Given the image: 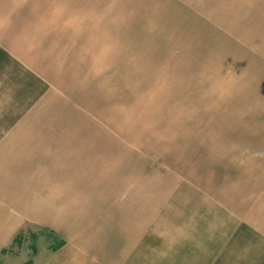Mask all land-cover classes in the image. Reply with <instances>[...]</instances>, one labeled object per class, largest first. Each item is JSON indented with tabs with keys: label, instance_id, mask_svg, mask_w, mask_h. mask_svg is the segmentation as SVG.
Segmentation results:
<instances>
[{
	"label": "crops",
	"instance_id": "1",
	"mask_svg": "<svg viewBox=\"0 0 264 264\" xmlns=\"http://www.w3.org/2000/svg\"><path fill=\"white\" fill-rule=\"evenodd\" d=\"M29 225L45 264H264V0H0V255Z\"/></svg>",
	"mask_w": 264,
	"mask_h": 264
},
{
	"label": "rangeland",
	"instance_id": "2",
	"mask_svg": "<svg viewBox=\"0 0 264 264\" xmlns=\"http://www.w3.org/2000/svg\"><path fill=\"white\" fill-rule=\"evenodd\" d=\"M239 14H236L238 16ZM203 34H198L202 38ZM207 40L198 43L202 45V52L209 50V45L205 44ZM199 45V46H200ZM197 48L191 46L187 51L193 52ZM205 53H202L203 56ZM208 61V62H207ZM210 59L203 58V66H209ZM184 79L193 78V74L186 72L180 76ZM170 78H177V75ZM194 81V79H193ZM121 93V92H119ZM124 93V92H123ZM129 92H127L128 94ZM118 94V92H117ZM93 109V108H92ZM60 240L56 239L49 232L34 226H26L23 231L13 240L7 249L0 255V264H45L51 251L59 245Z\"/></svg>",
	"mask_w": 264,
	"mask_h": 264
}]
</instances>
